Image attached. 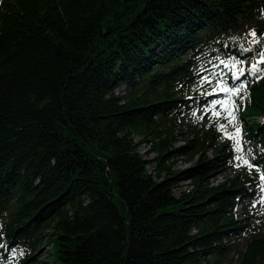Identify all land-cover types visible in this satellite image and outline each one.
<instances>
[{"label":"trees","instance_id":"1","mask_svg":"<svg viewBox=\"0 0 264 264\" xmlns=\"http://www.w3.org/2000/svg\"><path fill=\"white\" fill-rule=\"evenodd\" d=\"M260 53L264 0H0V264H264Z\"/></svg>","mask_w":264,"mask_h":264},{"label":"rangeland","instance_id":"2","mask_svg":"<svg viewBox=\"0 0 264 264\" xmlns=\"http://www.w3.org/2000/svg\"><path fill=\"white\" fill-rule=\"evenodd\" d=\"M121 91H122V88L118 90L119 93ZM217 101H220V100H216L213 103L209 112L211 114H213L214 112L219 113V115H215V116H222V115L227 116L228 111H227L225 104L223 103V105H222L220 103H217ZM200 110H201V112H203L204 108L201 107ZM198 114H200V112H198ZM176 125L177 126L174 128L173 136H172V138L174 140L172 147L182 146L184 144V142H186L187 139H191V136L193 135V133L191 131L192 127H189L187 129L186 128L187 125L185 122H182L181 124H176ZM179 131L182 132V135H179V133H178ZM140 151H141V153L149 152L146 150V147L144 145H141ZM210 152L211 151L209 150L207 156H210ZM154 156H155L154 154L148 153L147 158L152 159V158H154ZM144 158H145V156H144ZM185 160L186 159L182 158V157L177 158L175 160V168L177 170H180L186 166H189L190 163H188ZM262 162H264V158L262 159ZM244 166H245V163L242 160H237V161L233 162L230 166H226L222 171L217 173L215 176V179H213L212 183L217 184L218 182H222L224 178L234 177L235 175L243 172ZM188 184H189V182L183 183L180 187L181 190H184ZM262 189H264V186H262L260 188H256L255 185L250 186L249 190H250L251 194L244 198L243 204H239L237 206L238 218L242 219L243 222H245L246 218H251V217L255 218L257 220L255 227H260L261 225L264 224V191H262ZM248 223H250V219H249ZM262 233H263V231H262ZM39 252H40L39 261L42 264H51L49 244H44L43 246H41ZM229 260L232 262H235V256H233L231 254L229 256Z\"/></svg>","mask_w":264,"mask_h":264},{"label":"snow or ice","instance_id":"3","mask_svg":"<svg viewBox=\"0 0 264 264\" xmlns=\"http://www.w3.org/2000/svg\"><path fill=\"white\" fill-rule=\"evenodd\" d=\"M255 34H256L255 32L252 33L253 36H255ZM259 55H260L261 58H260V60L258 61V63H259V64H264V53H260ZM249 71H250V73H251L252 75H256L257 72H259V71H264V70L259 69L258 66H257V64L254 63V64L251 66V69H249ZM237 72H238V74H235V73H234L233 78L238 80V79L240 78L241 75H244L245 70H244L243 68H238V69H237ZM242 87H243V85H241V87H236V88H228V87L224 86V87H222V90H223L224 92H226V93H229V92H230V93H232L233 95H239V93H240ZM217 103H220V104L223 105L224 102H222V101H217ZM234 111H235V109H233L232 111H229V113H228V115H229V123H231L233 120H235ZM213 114H214V115H219V113H215V112H214ZM220 128H221L222 131H225V134L228 136L229 139H233V136H232L231 134L227 133L226 128H225V125H220ZM235 132H236V134H239V132H240V128L237 127V128L235 129ZM236 145H237V147H236V151L239 153V152L241 151L240 141H239V140H236ZM237 159H242V157H239V156H238ZM244 163L247 164L248 161L245 160ZM249 167H251V165H249ZM261 179H264V176H262ZM262 191H264V189H262Z\"/></svg>","mask_w":264,"mask_h":264},{"label":"bare ground","instance_id":"4","mask_svg":"<svg viewBox=\"0 0 264 264\" xmlns=\"http://www.w3.org/2000/svg\"><path fill=\"white\" fill-rule=\"evenodd\" d=\"M216 100H218V99H216ZM216 100H215V101H216ZM215 101H214V102H215ZM214 102H213V103H214ZM213 103H212V105H213ZM212 105H211V106H212ZM202 108H204V107H202ZM210 109H211V107H210ZM210 109L208 110V113H209V114H211V113L209 112ZM204 111H205V108H204ZM204 111H203V112H204ZM203 112H202V113H203ZM213 115H214V114H213ZM224 242H225V243L228 242L229 244H232V243H233V240H230V241H226V240H224Z\"/></svg>","mask_w":264,"mask_h":264}]
</instances>
